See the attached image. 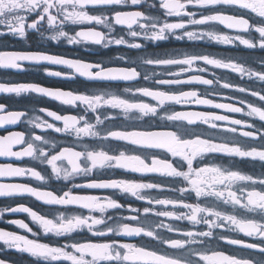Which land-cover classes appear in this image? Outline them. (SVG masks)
<instances>
[{
    "label": "snow or ice",
    "instance_id": "snow-or-ice-1",
    "mask_svg": "<svg viewBox=\"0 0 264 264\" xmlns=\"http://www.w3.org/2000/svg\"><path fill=\"white\" fill-rule=\"evenodd\" d=\"M86 24L103 30L72 27ZM218 25L233 34L222 33ZM117 26L127 29L126 36L114 35ZM30 33L53 44L122 46L136 55L117 56L124 66H105L40 50H0V69L21 72L25 64L58 65L71 73L45 68V74L73 79L74 73L89 81L128 85L122 95L110 89L73 92L35 83L0 82V94H34L82 109L79 114L62 115L38 108L30 115L7 111L0 104V127L27 117L24 122L32 129L0 137V158L20 161L27 157L50 170L45 175L35 167L0 163V198L29 196L44 205L87 212L58 211L49 217L19 204L0 208V218L22 212L44 236L72 238L87 230L91 237L106 238L99 242L70 239L61 246L0 229L5 249L27 254L33 264H264V174L255 176L207 162L210 157L224 156L264 168V59L249 61L195 51L155 55L147 50L149 44L159 46L172 38L264 52V0H0V36L26 40ZM210 69L232 73L246 82L224 80ZM140 80L148 83L139 86L135 82ZM185 85L206 86V94L184 90ZM212 96L226 102H216ZM192 105L220 112L175 108ZM149 119L163 126H139ZM49 130L66 142L58 143ZM17 145L22 146L20 150H14ZM120 145L159 150L172 159L133 153ZM105 169L154 174L171 183L95 179ZM88 177L93 178L75 182ZM29 178L45 185L63 181L67 190L58 194L16 182ZM74 189H110L144 206L125 205L110 195L78 194ZM190 195L195 203L188 201ZM185 221L192 227L174 223ZM8 223L32 237L41 234L22 220ZM122 238H140L145 243ZM220 243L234 251L220 250ZM0 264L11 262L0 259Z\"/></svg>",
    "mask_w": 264,
    "mask_h": 264
},
{
    "label": "flooded vegetation",
    "instance_id": "flooded-vegetation-1",
    "mask_svg": "<svg viewBox=\"0 0 264 264\" xmlns=\"http://www.w3.org/2000/svg\"><path fill=\"white\" fill-rule=\"evenodd\" d=\"M76 30L79 28H91L95 27L98 30H103L101 26L98 25H80V26H72ZM216 28L222 33L233 34L231 30L223 28L222 25L216 26ZM106 31V30H105ZM127 29L121 28L117 26V31L114 35H125L126 36ZM74 34V32H72ZM255 35V34H253ZM127 38V37H126ZM0 50H14V51H44L51 55H57L68 59H79L85 62L92 63H102L105 66H124L121 61L116 60L117 56H128L135 57L136 52L133 50H129L125 47H116L111 46L109 48H102L95 45L90 44H80V45H68L66 42H62L59 44H53L51 42L42 41L38 34L30 33L26 40H19L11 35L8 36H0ZM149 53L155 55H163L164 53H173V52H184V51H195L200 53L210 54L216 57H233V58H243L249 61L255 60L259 61L260 59H264V52L260 50H247L242 46L239 48H234L231 46H225L220 44H215L212 42H208L207 40L202 42H188L177 41L175 39L170 38L167 41H163L159 43V46L154 44H149L147 48ZM48 68L53 71H61L64 73H71L70 69H67L63 66L58 65H32L25 64V71L17 72L15 70L10 69H0V82L3 83H35L41 86L51 88V89H61L64 91H73V92H93L99 89H110L114 92H119L124 95L123 88L128 86L125 82H101V81H89L82 77L76 76L74 73L73 79H63L53 76H48L45 74L44 69ZM210 71H215L218 76H220L224 80H230L233 83H245L246 81H240L239 77H236L232 73H228L222 70L210 69ZM206 78H211L207 73L201 74ZM139 86H143L148 82L140 80L139 82H135ZM184 90L198 89L202 94H206V86L202 85H185L183 86ZM216 91L228 92V90H223L216 88ZM233 96H239L240 93L231 92L229 93ZM212 99L216 100V102H226L219 97L212 96ZM146 99V98H140ZM250 99V98H249ZM154 103V102H153ZM0 104L6 106L7 111H27L30 115L33 114L34 109L38 108H46L52 111L57 112L58 114H79L82 109L73 108L71 106L62 105L58 101L51 100L46 97H39L36 95H22L20 97H16L13 95L0 94ZM176 110H198V111H214L220 112V110L216 109H207L200 106H189L187 109L182 108L181 106H175ZM42 116L43 119L48 120L49 122L59 124V122L52 121L50 117L44 116L43 113H37ZM235 118L239 119H249L247 117H243L240 114H228ZM26 118H22L21 122H18L15 125H4L0 127V137L8 135L9 132L21 131V132H29V125L24 122ZM258 123V122H257ZM160 122L153 121L151 119L147 120L146 123H141L140 127H156ZM62 126V125H61ZM160 126H163L160 124ZM201 129H204L206 132H210L206 126L200 125L198 126ZM38 131V130H37ZM48 135L57 138L58 143L66 142V138L60 136V134L53 133L49 130ZM223 135V134H222ZM241 142H243V138H239ZM121 147L128 148L130 152L138 153L141 155H146L150 157L151 153L158 154L161 158H166L171 160L172 157L167 155L166 153L159 150H148L136 148L128 145H120ZM22 146L17 145L14 150H20ZM11 162L14 165L18 166H31L35 167L37 170L42 171V174L47 175L50 170H46L44 167L38 164V162H33L30 158L25 157L23 160L16 161H6L4 158H0V163ZM208 163H220L225 166H229L234 169H239L240 171L259 176L264 174V168H262L258 163H253L251 161H241L235 158H228L224 156H213L208 158ZM150 163V158H149ZM198 163H203V161H198ZM186 169V166H185ZM93 177L88 178H80L75 182H84L86 179H92ZM95 179H135L145 182H162V183H171L170 180H165L164 178L158 177L154 174H147L141 176L137 173H131L120 169H105L103 172L97 173ZM16 182L28 183L33 187H38L41 189L52 190L58 194H62L64 190H67L65 183L63 181L57 182L55 180L49 181L48 184H41L39 181L33 179H18ZM74 192L78 194H86V195H97V196H105L110 195L113 198L119 200L121 203L127 205L131 203L134 207H143L141 201H136L134 198L121 195L118 192H115L110 189H74ZM164 195H169L168 193H164ZM189 202L195 203L194 195H190L187 197ZM19 204H23L25 206L30 207L34 211H37L39 214L46 215L49 217L54 216V214L58 211H67L71 213H81L87 214L86 210H81L75 207H70L68 209L60 208L59 206H49L44 205L42 202L37 201L33 197L22 196V197H11V198H0V208L5 207H15ZM109 214H113L110 212ZM244 214V213H242ZM97 215H99L97 213ZM9 220H22L29 225L35 232H41L39 226L35 224L31 218L22 212L5 214L2 218H0V229L7 230L10 232L17 233L19 235H24L30 239H39L41 242L51 243V244H59L63 245L66 241L70 239H75L78 241L92 240V241H103L106 238L102 237H91L87 230L83 232L73 234L72 238H56L51 235L44 236L41 232L39 237H32L30 233L24 231L16 227L13 224L8 223ZM177 226L182 228H191L186 221L185 222H174ZM126 242L131 243H145L144 240L140 238H122ZM217 246L215 243L213 247ZM220 250L226 252H233L234 249L232 246L224 245L222 243L219 244ZM0 259H4L10 261L11 264H33L32 258L27 254H22L19 252H15L14 250H7L4 248L3 244L0 243Z\"/></svg>",
    "mask_w": 264,
    "mask_h": 264
}]
</instances>
